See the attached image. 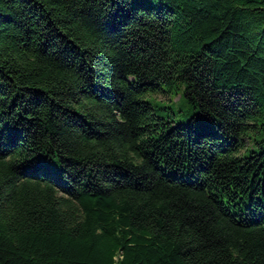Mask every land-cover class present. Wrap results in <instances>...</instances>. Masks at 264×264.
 <instances>
[{
    "label": "trees",
    "instance_id": "1",
    "mask_svg": "<svg viewBox=\"0 0 264 264\" xmlns=\"http://www.w3.org/2000/svg\"><path fill=\"white\" fill-rule=\"evenodd\" d=\"M263 133L264 0H0V264H264Z\"/></svg>",
    "mask_w": 264,
    "mask_h": 264
},
{
    "label": "rangeland",
    "instance_id": "2",
    "mask_svg": "<svg viewBox=\"0 0 264 264\" xmlns=\"http://www.w3.org/2000/svg\"><path fill=\"white\" fill-rule=\"evenodd\" d=\"M183 86L178 89L168 90L165 85L155 92L148 93L145 98L151 103L158 115L171 121V124H190L193 118V125L200 127L205 124V119L201 115H195V110L181 98ZM264 137V133L261 135ZM256 146V145H255Z\"/></svg>",
    "mask_w": 264,
    "mask_h": 264
}]
</instances>
